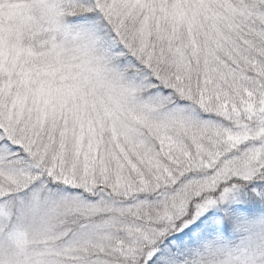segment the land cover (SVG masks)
<instances>
[{
    "label": "snow or ice",
    "instance_id": "obj_1",
    "mask_svg": "<svg viewBox=\"0 0 264 264\" xmlns=\"http://www.w3.org/2000/svg\"><path fill=\"white\" fill-rule=\"evenodd\" d=\"M0 264H264V0H0Z\"/></svg>",
    "mask_w": 264,
    "mask_h": 264
}]
</instances>
